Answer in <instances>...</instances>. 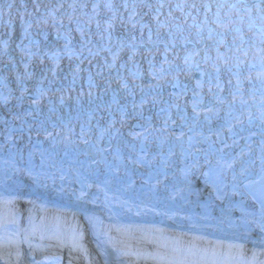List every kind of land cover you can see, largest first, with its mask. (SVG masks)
<instances>
[{"label":"bare ground","instance_id":"bare-ground-1","mask_svg":"<svg viewBox=\"0 0 264 264\" xmlns=\"http://www.w3.org/2000/svg\"><path fill=\"white\" fill-rule=\"evenodd\" d=\"M254 68L264 0H0V264H264ZM146 101L135 162L81 149L74 117Z\"/></svg>","mask_w":264,"mask_h":264},{"label":"rangeland","instance_id":"rangeland-1","mask_svg":"<svg viewBox=\"0 0 264 264\" xmlns=\"http://www.w3.org/2000/svg\"><path fill=\"white\" fill-rule=\"evenodd\" d=\"M155 21V20H153ZM105 33V32H104ZM138 40V39H136ZM176 46L174 45V49ZM120 56V54H119ZM124 56V53L120 56V58ZM86 56L85 58H81V60H83V63L87 64L90 63L92 61H89V57ZM174 61V60H172ZM259 69V68H258ZM257 68H254L252 70V78H256V79H262V77H264V68L261 70H258ZM178 72V71H177ZM100 81H97L94 85H92L91 87L95 86L97 88V90L100 89L99 84H97ZM76 84H74L75 86H78V84H81L80 82H74ZM78 83V84H77ZM93 84V83H92ZM97 84V85H96ZM82 85V84H81ZM90 86V85H89ZM81 87V86H80ZM75 92V89H74ZM193 90H189L188 93L184 92V94H178L176 97L173 98V102L176 101L179 103V101L182 99V97L184 99L187 98H191V94H192ZM191 96V97H190ZM146 98V97H144ZM142 98V99H144ZM145 100V99H144ZM149 100V97H148ZM169 102H167L166 104L169 105L168 109H163L158 113V117L161 116V119H165V116L168 115L171 116L172 113V102L170 100H168ZM175 101V102H176ZM144 102V101H143ZM118 106V105H117ZM114 109V107L109 108L107 110V113L103 110V108H101L100 110H97L95 112H89L87 114L84 113L85 117H74L75 120L77 119V121H75L74 123H78L79 125L81 124L84 128V133H86V136H83V133L81 134L80 131L79 132V141H81V149L85 147H89L90 150V155L93 154H98L101 157H110L113 159H123L126 160V162L128 161L129 163H133L135 162V160H133V157L131 155V144L132 141L135 139H138V142L142 136V134H144L141 142L143 140H149L153 135V129H155L156 125V115L157 113L152 112V106L151 103H149V101H146L142 106L139 107V109L136 111L135 109H129V110H119V106ZM118 109V110H117ZM104 113L103 116H101ZM95 114V115H94ZM127 114H130L131 117H127ZM129 116V115H128ZM98 117H105V123L104 125H100L99 121H98ZM84 119V120H82ZM93 119V120H91ZM133 120H137L136 122L140 121L138 126H136V122H133ZM160 122V121H159ZM95 124V125H94ZM157 124V123H156ZM95 127V129L92 128ZM113 126H120L121 128V133H119L118 129H113ZM87 127V128H86ZM144 127V128H143ZM88 129V130H87ZM129 132L130 136L134 137L131 139H129L126 136V133ZM138 137V138H137ZM138 142H133V143H138ZM76 148V147H75ZM77 149V148H76ZM81 149H77V150H81ZM103 154V155H102ZM120 180H118L119 182ZM153 184V183H151ZM130 250V245H124L121 246L119 248V257L123 258L122 260L125 259V255L126 253H128V251ZM60 251V250H59ZM57 251L56 254L58 256H60L63 251ZM156 253V252H154ZM66 258H61L60 260H65ZM126 260V259H125ZM140 264V263H137Z\"/></svg>","mask_w":264,"mask_h":264},{"label":"snow or ice","instance_id":"snow-or-ice-1","mask_svg":"<svg viewBox=\"0 0 264 264\" xmlns=\"http://www.w3.org/2000/svg\"><path fill=\"white\" fill-rule=\"evenodd\" d=\"M193 7H195V5H193ZM204 7H208V5H204ZM230 7H235V5H231ZM245 7L247 6L245 5ZM16 255L19 257V252H17ZM188 255L193 257V259L189 260L188 256H185L183 259L170 261L169 264H216L215 259H209L206 254L198 258H196V253H189Z\"/></svg>","mask_w":264,"mask_h":264},{"label":"water","instance_id":"water-1","mask_svg":"<svg viewBox=\"0 0 264 264\" xmlns=\"http://www.w3.org/2000/svg\"><path fill=\"white\" fill-rule=\"evenodd\" d=\"M8 194H10V195H15V192H9Z\"/></svg>","mask_w":264,"mask_h":264}]
</instances>
